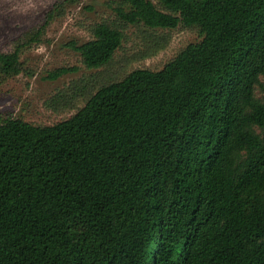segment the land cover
Returning a JSON list of instances; mask_svg holds the SVG:
<instances>
[{"label":"trees","instance_id":"16d2710c","mask_svg":"<svg viewBox=\"0 0 264 264\" xmlns=\"http://www.w3.org/2000/svg\"><path fill=\"white\" fill-rule=\"evenodd\" d=\"M81 2L61 0L0 51V88ZM114 7L70 44L97 72L45 101L71 117L35 125L0 112V264H264V0ZM179 28L200 40L161 70L99 72L130 29L127 64L165 50Z\"/></svg>","mask_w":264,"mask_h":264},{"label":"rangeland","instance_id":"374dc122","mask_svg":"<svg viewBox=\"0 0 264 264\" xmlns=\"http://www.w3.org/2000/svg\"><path fill=\"white\" fill-rule=\"evenodd\" d=\"M61 0H0V51L10 52L15 40L25 31L44 24L47 14ZM120 0H82L79 5H65V12L47 27L43 42L34 46L23 57V72L0 88V112L35 125H53L63 121L76 110L55 112L46 108L45 101L73 80L97 71H88L80 54L70 44L80 45L89 40L87 27L107 17H114L115 3ZM135 29L128 31L129 40L115 57V65L102 69L103 78H122L136 69L161 70L182 49L200 40L197 32L176 29L170 33L169 46L155 56L126 62L138 49ZM126 59V58H125ZM62 68H78L57 80L50 74ZM84 103H80L81 108Z\"/></svg>","mask_w":264,"mask_h":264}]
</instances>
